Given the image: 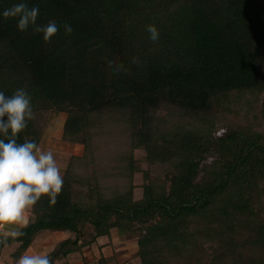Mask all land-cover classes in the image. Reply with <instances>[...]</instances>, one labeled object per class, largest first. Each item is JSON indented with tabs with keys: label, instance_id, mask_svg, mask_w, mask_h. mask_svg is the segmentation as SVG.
I'll use <instances>...</instances> for the list:
<instances>
[{
	"label": "trees",
	"instance_id": "obj_1",
	"mask_svg": "<svg viewBox=\"0 0 264 264\" xmlns=\"http://www.w3.org/2000/svg\"><path fill=\"white\" fill-rule=\"evenodd\" d=\"M21 2L57 24L50 43L3 17ZM18 88L34 119L65 114L81 155L54 205L0 231V258L16 264L43 232L69 234L56 261L115 232L140 264H264V0H0V91ZM34 119L18 143L39 146Z\"/></svg>",
	"mask_w": 264,
	"mask_h": 264
},
{
	"label": "clouds",
	"instance_id": "obj_2",
	"mask_svg": "<svg viewBox=\"0 0 264 264\" xmlns=\"http://www.w3.org/2000/svg\"><path fill=\"white\" fill-rule=\"evenodd\" d=\"M38 14L37 6L29 8L21 2L6 9L3 17L18 18L17 28L21 33L31 27L35 33L43 34L45 43H50L58 26L53 21L38 25ZM65 30L66 34L73 31L70 24H65ZM146 31L153 42L159 39L160 33L155 25H148ZM32 119L31 96L25 89L18 88L11 96L0 91V134L7 138L6 141L0 139V223L21 221L24 211L41 197H48L50 204L54 205L62 190L63 179L53 153L41 151L34 140L17 142ZM16 264H56V260L50 254L29 255L26 252Z\"/></svg>",
	"mask_w": 264,
	"mask_h": 264
},
{
	"label": "rangeland",
	"instance_id": "obj_3",
	"mask_svg": "<svg viewBox=\"0 0 264 264\" xmlns=\"http://www.w3.org/2000/svg\"><path fill=\"white\" fill-rule=\"evenodd\" d=\"M35 124L40 131V142L39 148L41 151L47 152L51 151L53 153L54 159L56 161L57 167L60 170L61 176H63L71 157L80 156V148L66 143L61 139L62 127L65 121V114H56V113H44L37 115L34 119ZM106 141V140H105ZM109 145H112L117 149V144L114 142H109ZM143 155L140 151H135V158H139ZM146 165L143 164L142 168L146 169ZM134 182L137 188L134 191L135 199H139L142 195L141 185L143 183V177L141 173H137L134 177ZM31 213V207L27 208L23 213V219L17 222H4L6 225H11L12 228H7L5 224H2L0 229L1 232H7V234H16L22 226L27 221L28 216ZM8 226V227H9ZM88 234H91V231L88 229ZM54 238H58L60 235V240L64 237L65 233H51ZM49 232H43L40 236L35 238L34 243L31 247H33L37 251L46 252L44 255H48L57 250L59 241L58 240L54 246V243L51 240L52 235ZM105 245V247H101V245ZM104 248L103 250H101ZM137 251V241L135 237L124 236L119 237L115 232H112L111 237H102L97 239L92 245L88 248H85L80 253H74L66 258H62L56 261V264H62L67 261L69 264H82L80 261H85L86 264H94V262L100 257V252L104 254V256H109L112 253L115 254L116 261H112L110 264H140L138 258L135 256ZM77 260V261H76ZM11 258L5 257L3 255L0 258V264H10ZM96 264V263H95Z\"/></svg>",
	"mask_w": 264,
	"mask_h": 264
},
{
	"label": "crops",
	"instance_id": "obj_4",
	"mask_svg": "<svg viewBox=\"0 0 264 264\" xmlns=\"http://www.w3.org/2000/svg\"><path fill=\"white\" fill-rule=\"evenodd\" d=\"M3 224H5V226H6L7 228H12L11 225H10V226H9V225H6V223H4V222H3ZM8 226H9V227H8ZM0 231H1V229H0ZM4 233L7 234V232H4ZM17 233H18V232H17ZM41 234H43V233H41ZM41 234H40V235H41ZM49 234H51V233H49ZM40 235H38V236H40ZM51 235H52V234H51ZM38 236H37V237H38ZM37 237H36V238H37ZM68 237H69V234H65L64 237L60 240V238H61L60 235L58 236V238H54L53 235H52L51 240L54 242V243H52V244H53L52 246H54V244H55L58 240L62 241L63 239L68 238ZM60 241H59V242H60ZM104 247H105V246H104ZM103 249H104V248H102L101 250H103ZM26 252H27L29 255H36V254L44 255V254H46L45 251H44V252H42V251L40 252V251L35 250L33 247H30ZM26 252H25V253H26ZM73 254H74V253H73ZM100 254H101V252H100ZM70 255H71V254H70ZM103 255H104V254H103ZM76 261H77V260H76ZM80 262H81L82 264H86L83 260H81ZM70 264H71V263H70Z\"/></svg>",
	"mask_w": 264,
	"mask_h": 264
}]
</instances>
